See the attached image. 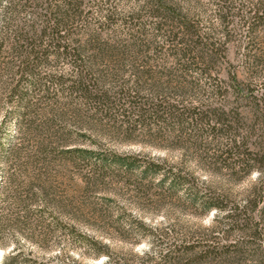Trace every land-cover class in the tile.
<instances>
[{
	"label": "rangeland",
	"instance_id": "1",
	"mask_svg": "<svg viewBox=\"0 0 264 264\" xmlns=\"http://www.w3.org/2000/svg\"><path fill=\"white\" fill-rule=\"evenodd\" d=\"M99 1L103 0H85L87 11ZM105 1L90 12L87 29L92 35L98 32L105 38L129 41L132 27L148 23L144 15L126 17L138 0ZM200 3L203 31L211 29L210 42L221 51L219 61L208 72L199 66L191 67L186 75L184 70H176L166 38L150 36L152 31L147 38L154 39L150 47L154 53L147 54L169 96L153 102L172 106L169 117L149 112L145 117L113 113L116 117L112 118L85 110V120L76 118V149L160 162L180 176L179 186L161 185L159 179L143 180L137 173L90 185L86 181L90 165L76 158V184L70 188V194L76 195V248L68 253L66 239L58 234L53 247L35 248L36 258L48 262L60 256L67 264H166L161 260L177 251L181 258L186 255V261L167 264H184L197 261L208 250L215 249L220 255L238 245L236 251H243L240 255L216 260L208 254L202 264H264V63L252 74L245 56L252 50L264 61V27L252 40L246 28L231 18V32H225L216 15V7L223 1ZM105 9L117 10L119 15L104 22L101 12ZM127 64L129 78L137 70ZM138 65L147 67L144 60ZM176 76L184 83L175 82ZM234 76L244 83L242 87ZM125 109L131 111L129 106ZM20 139L18 146L29 152L31 139L25 135ZM25 162L24 157L18 165ZM18 167L5 171L0 179L3 221L12 211L13 194L36 177L34 169L26 172ZM56 180L55 190L61 196L66 187L62 183L68 181ZM209 203L220 208L208 210ZM185 247L196 248L187 251ZM12 251V246H0V264Z\"/></svg>",
	"mask_w": 264,
	"mask_h": 264
},
{
	"label": "trees",
	"instance_id": "2",
	"mask_svg": "<svg viewBox=\"0 0 264 264\" xmlns=\"http://www.w3.org/2000/svg\"><path fill=\"white\" fill-rule=\"evenodd\" d=\"M84 1L0 0V179L5 171L17 166L36 172L27 186L13 194V208L6 221L1 218L0 205V246L13 247L2 264H67L59 260L60 256L45 262L44 258H36L34 250L53 247L58 234L66 239L68 253L76 248V195L70 194L72 183L76 184V158L90 165L86 178L90 185L105 184L115 177H134L137 173L143 180L159 179L161 185L179 186L180 176L160 162H145L140 157L116 152L76 149V118L85 120L88 110L112 118L117 114H171L172 106L153 102L169 96L166 83L155 75L157 71L150 62L153 58L147 54L154 51L150 48L154 39H147L151 31L154 38H166V46L176 60L175 69L184 70L185 75L193 66L208 72L220 59L217 44L210 42L211 29L203 31L202 15L198 13L203 8L200 0H138L126 17L144 15L148 23L132 27L129 41L105 38L98 32L92 35L87 29L90 12L106 1H99L89 11ZM221 1L223 5L216 7V15L223 30L230 33V19H237L253 40L259 28L264 27V0ZM116 11L101 12L104 22L114 20ZM253 52L250 50L245 56L247 70L255 74L264 61ZM141 60L147 67L138 65ZM127 63L137 70H129V78L125 75ZM176 77L175 82L184 83L182 77ZM233 80L239 87L244 85L237 76ZM23 135L31 139L29 152L17 144ZM24 157L26 162L18 165ZM57 178L68 181L67 185L62 183L66 187L61 196L55 190ZM207 206L208 210L220 208L211 203ZM231 248L234 250H223L220 255L215 249L208 250L197 261L184 264H202L208 254L217 260L243 253L236 251L238 245ZM177 253L161 262L186 261V255L181 258Z\"/></svg>",
	"mask_w": 264,
	"mask_h": 264
}]
</instances>
